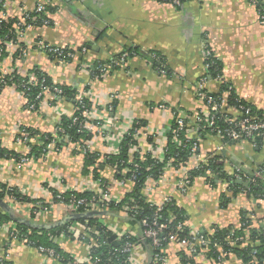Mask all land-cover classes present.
I'll list each match as a JSON object with an SVG mask.
<instances>
[{"label":"crops","instance_id":"obj_1","mask_svg":"<svg viewBox=\"0 0 264 264\" xmlns=\"http://www.w3.org/2000/svg\"><path fill=\"white\" fill-rule=\"evenodd\" d=\"M0 3L4 21L17 22L38 5L45 7L44 16L48 20L47 26H33L16 36L15 41L3 43L0 78L13 72L22 78L31 77L38 70L54 85L72 88L76 95L84 94L94 105L84 118L86 130L93 134L87 142L91 151L101 155L117 153L118 145L97 129L98 122L109 116L107 110L114 105L115 127L123 131L133 120H143L146 127L140 130L137 149L141 155L149 153L155 157L150 149L159 155L167 143L165 135L171 128L173 112L195 117L204 110L197 95V83L207 75L205 50H209L222 67V79L208 80L205 91L210 96L218 95L220 87L228 84L239 100L264 112V26L247 0H187L180 9L156 0H0ZM90 43L92 50L86 48ZM40 44L77 55L72 61L58 62L46 55ZM130 48L139 50V54L127 58L122 67L108 75L91 79L90 67L100 62L106 64ZM82 49L86 52L81 53ZM150 53L163 60L169 75L158 72ZM230 108L228 102L221 106L226 115L232 117ZM74 110L72 101H53L46 95L38 109L30 111L21 92L4 87L0 91V147L24 156L29 147L14 141L15 130L54 134L61 118H72ZM192 116L188 117V123ZM219 149L222 151L217 154ZM74 151H77L76 146L66 143L58 153L51 150L24 165L0 159V186L17 188L30 201L47 206L34 218L30 214V203L16 204L11 209L14 217L41 226L58 225L72 214L65 206L52 203L51 189L78 193L96 189L93 176L82 172V156ZM214 153L225 162V173L230 174L233 166L240 164L243 171L251 172L264 160V143L260 149H254L247 143L224 144L215 138L200 141L198 155L178 169L167 167L153 191L142 190V195L158 204L171 197L177 207L185 211L188 218L185 228L190 234L204 230L206 236H210L214 227L237 228L241 212L247 213L251 228L258 229L264 220L261 198L238 193L221 208V196L230 194L224 192L218 178L213 179L216 183L211 187L209 180L206 181L207 175L196 178L185 193L179 190V182L197 165L209 162ZM99 178L108 183L109 195L116 201L122 200L133 188L132 183L118 181L110 167H103ZM5 199L3 202L10 207V200ZM101 220L124 230L130 237L141 238L139 226L126 219L123 212ZM72 223L68 221L64 225ZM14 225L11 220L0 224V258L6 264H59L19 240H10ZM53 242L76 261L85 258L87 248L83 242L61 238H54ZM164 249L167 264H182L183 257L189 256V251L177 241L167 242ZM150 255L145 246L142 250L137 248L133 251L132 264H147ZM192 256L195 264H218L207 257L205 250L199 249ZM222 264L243 263L230 254L227 259L223 258ZM251 264L258 263L254 260Z\"/></svg>","mask_w":264,"mask_h":264},{"label":"trees","instance_id":"obj_2","mask_svg":"<svg viewBox=\"0 0 264 264\" xmlns=\"http://www.w3.org/2000/svg\"><path fill=\"white\" fill-rule=\"evenodd\" d=\"M159 3L163 4H170L173 0H156ZM256 2V9L259 10L264 14V0H254ZM187 2V0H183L180 2V6L176 7L177 9L182 8V6ZM2 3H0V12H4L1 6ZM33 15V14H32ZM17 23L16 20H0V41L1 43L4 42H12L15 41L16 38V31L13 28V24ZM41 25L40 22H38L37 25ZM3 47V46H1ZM4 49H2L1 54L3 55ZM123 53L128 54V58L137 56L139 54V50L135 48L126 49ZM19 56V51L17 53ZM120 55V54H119ZM118 55V56H119ZM117 56V57H118ZM116 57V58H117ZM150 59L153 60V65L156 67V69L163 70L165 72V75H169V71L167 72V68L164 67L163 60L156 55L155 53L149 54ZM52 58V57H51ZM115 59V58H114ZM106 64H109L107 62ZM209 67L207 70L206 78L209 80H221L222 79V67L218 60L215 58L212 60L207 61L206 63ZM98 65H105L103 63H96L94 66ZM116 70V69H114ZM34 78L41 82L43 81V86L49 87V88H59L63 92V99L72 101L74 104V107H77V104L74 102L76 97V92L74 89L65 87V86H58L54 85L51 80L44 75L43 73L39 72L38 70H35L33 73ZM91 79L92 78H98L99 75L97 73H91ZM1 79L3 82V87H13L18 92H21L23 96L28 100L29 103H32L35 105V108L38 106V101L36 100V97L41 93V85H31L29 84V77L22 78L18 76L16 73H11L6 76H2ZM27 83L29 85L28 87H25L27 91L22 89L20 86L21 84ZM2 87V88H3ZM230 88V85L223 84L220 87V93L218 95L211 96L213 98H217L220 96L222 92L229 91V98L227 100L228 106H245L252 109V111L256 113H262L258 112L252 107L248 106L246 103L242 102L238 99V97L235 95L234 91ZM85 90H87L85 88ZM210 96L209 94L207 97ZM203 106H204V112L209 111V107L207 106L206 100H202ZM91 101L88 99H85L83 101V105L85 106V109H90L91 107ZM114 105L112 106V111L114 113ZM83 110L78 109L74 111V114L72 118H66L63 117L60 120L59 125L57 126V130L54 134H43L40 135L38 132L22 129L25 132L29 134V136L33 139H36V142L33 144H28L30 148L29 157L34 159L42 158L47 153V146L50 145V143L54 144V149L57 151H61L63 146H65L66 143H70L74 146H81L84 143L90 142L93 138V134L87 130L79 131V124L84 122V117L82 116ZM179 112L175 111L173 112L174 119L171 122V128L169 132L166 133V139L167 143L164 148V153L162 160H158L154 158L151 154L146 153L144 155H141L137 143V138L139 137L140 130L146 127V124L143 120H133L130 125V129L128 131V134L124 137V139L120 142L118 145V151L116 154H110V155H101L97 152H90L87 151L83 155V167L82 172L85 175L91 174L93 176V179H99V171L100 167H110L115 171V178L118 181H127L129 178L136 174V178L133 182V188L130 191L129 194H127L122 200L118 201V203H111L108 207H105V211L108 212V216H116L119 215L121 212L125 214V218L128 220H131L133 223L137 224L139 226L141 220H147L148 222H152L154 219H156L159 223H168L169 218L172 216L170 222L167 224L168 229L164 232L163 237H166L169 235V233H174L175 228L178 224H181L182 233L178 234V239H183L185 237H188L189 231L187 228H185V221L188 219L186 216V213L181 208L177 207L174 200H171L170 203H168L166 206L162 208L159 212H157V207L151 203H147L146 198L142 195V190L145 184V181L147 178H153L158 179L161 177L163 171L166 169L168 160L173 159L174 163L171 165L172 167L178 169L181 166H184L189 158H191L194 155H198V151L192 152L191 148L196 145L198 147L200 141H204L206 139L207 135H211V128H208V119L209 117H205L202 112H198V117L202 118V122L195 125L192 128H186L184 126L183 131H181L177 137L176 140H174V131L177 128V116H179ZM192 115L184 116V122L185 125L188 123V117H191ZM194 117V116H192ZM225 117H229L228 115H217V118L215 120V126L219 129H225V125L223 124L222 120ZM73 118L78 119L77 124H73L72 120ZM206 119V120H205ZM191 122V120H190ZM100 124V122H98ZM60 129V131H58ZM191 130H194L197 133L196 138H192L190 135ZM148 141L150 142L151 139L148 138ZM76 154L77 151H74ZM79 154V153H78ZM215 159H219L217 156H214ZM20 158V155L5 150L0 147V159L3 160H13L18 161ZM132 162H129V161ZM221 167L218 165L213 164L212 161L207 162L205 166H201L199 170H193L188 173L189 180H190V186L192 185V182L199 177H204L206 171H210L212 174L216 175L219 179H223L227 177V173L224 174V172L221 171ZM205 178V177H204ZM209 180V184L211 187L215 185V181L213 179L206 178V181ZM103 181V180H102ZM105 184L108 185L106 181H103ZM241 187L237 185H233L232 187V195L230 197H226L223 193V195L220 198V207L224 208L227 206V204L230 203V198L235 196L236 194L240 193ZM246 193L248 196L253 197L254 199H260L262 195L264 194V184L261 181H258L254 185H250L248 190H246ZM72 194V195H71ZM53 197L57 195L56 191H52ZM14 197L16 199L17 203H35L34 201H30V199L27 196L21 195L18 193V189L14 188L11 192L7 190L6 186H0V201H4L6 197ZM69 196H74L77 199L80 198H87L91 199L92 197H96V194L94 193H78V192H71L67 193L64 198L65 201L69 199ZM55 200V199H54ZM56 201V200H55ZM124 207V209H123ZM104 211V212H105ZM3 211H0V224H4L7 222H10V218L6 213H2ZM13 212V211H12ZM13 216L14 213H13ZM104 217V216H103ZM17 218V217H15ZM102 218V217H101ZM99 217H90L88 219H80L75 221L76 224H82L84 222L88 223V226L96 227L100 234V238L98 242L105 241L107 245H101L100 247L91 249V259L95 260L96 264H126L124 262V256L120 255L121 251V245L113 246L111 244H108V239L111 236V233L108 232L105 228H100V225L98 224ZM263 224L258 226V229H252L251 225L252 222L247 217L246 212H241L240 214V225L237 228H226V229H219L214 227L213 234L210 236H207L209 240V246L207 250V257L209 259H212L215 262H218L221 253L219 252V248L224 250V258L227 259V257L230 254H233L237 256L243 264H251L252 261H256L258 264H263L264 262V220H262ZM70 224V223H69ZM69 224H66L64 226L55 228V229H30L29 226L21 223H16L15 229H16V240L23 241L24 239L27 241L29 245L32 247H43L52 250L55 252L58 259L59 264H76L74 262V259L64 253L59 246L53 242V239L57 236H59L62 232L65 234L67 233V227ZM13 233V232H11ZM10 233V234H11ZM22 236V237H21ZM68 240H72V235L68 234ZM91 238H93L91 235H89ZM242 238V241H235L236 238ZM10 240H13L12 237H9ZM127 242L130 243H141L143 246H145L144 242L140 241V238L137 237H128L124 238ZM168 240V239H167ZM167 240L164 241L163 245L164 247L167 245ZM229 241V242H228ZM247 241V243H245ZM83 243H90V239L88 237H84L82 239ZM234 242V246L231 245ZM245 243V244H244ZM26 244V242H25ZM30 246V247H31ZM146 246L149 249V252L151 254V257L154 255V252L152 248L150 247L149 243L146 241ZM252 252H255L253 255ZM182 264H195L194 257H183ZM78 264V263H77ZM82 264V263H79Z\"/></svg>","mask_w":264,"mask_h":264},{"label":"built area","instance_id":"obj_3","mask_svg":"<svg viewBox=\"0 0 264 264\" xmlns=\"http://www.w3.org/2000/svg\"><path fill=\"white\" fill-rule=\"evenodd\" d=\"M183 0H173L169 5L174 6L175 8L180 6V2ZM255 9H256V2L254 0H247ZM159 3V2H158ZM257 15L259 18V23L264 26V14L257 10ZM1 13V12H0ZM33 14V15H32ZM45 7L43 5H38L35 10L32 13H27L25 14L20 20L17 21V23L14 26V29L16 31V36L21 35L26 29H29L35 25L38 24V22L41 23V25L47 26L48 25V20L45 18ZM4 15L1 13L0 20H3ZM3 43L0 41V53L2 52ZM40 49L48 56L54 58L58 62H67V61H72L75 59L76 55L73 52L61 49L59 47H54L50 45H39ZM86 49H82L81 53H85ZM204 60L205 63L209 60L214 59L212 53L209 50H205V55H204ZM128 58V54L126 53H121L117 58L112 59L109 64L105 65H98L94 66L93 68H89V73H97L99 77H104L111 73L114 69H117L119 67H122L126 60ZM205 65V71L207 72L208 70V65ZM160 74L164 75L165 72L163 70L158 71ZM29 84L31 85H41V93L36 97V100L38 101V106L35 108V105L32 103H29L28 100L25 98L26 101V106L27 109L30 111H36L38 107L40 106V103L44 99L46 95L51 97L53 101H60L63 99V92L59 88H49L43 86V81L38 82L34 76L29 77ZM209 79L205 77L201 78L200 81L197 83V95L199 99L201 100H206L207 106L209 107L208 112L201 111L205 117H209L208 119V128H211L210 131L212 132L211 135H207L206 139L208 138H215L220 141H223L224 144H238V145H243L245 143L250 144L252 148L254 149H260L261 146L264 143V112L262 113H256L252 111L249 107L245 106H239L236 107L234 105L230 106V111L233 113L232 117H225L223 118L222 122L226 126L225 129H219L215 126V120L217 118V115H226L228 114L226 111H223L221 109L222 105H225L227 102V99L229 98L230 94L229 91H225L221 93V95L217 98H213L211 96H208V93L205 91V85L208 82ZM3 80L0 78V91L4 88L3 87ZM27 83L21 84V88L27 91L25 87H28ZM3 87V88H2ZM232 87L230 86V88ZM23 95V94H22ZM85 99H88L84 94H77L75 97L74 102L77 104V107L75 108L74 111L81 109L83 110V117L87 118L89 116L90 112L94 108L93 103L91 104L90 109H85V106L83 105V101ZM89 100V99H88ZM107 113L109 116L104 117L103 120L100 121V124H97V129L103 134V136L107 137L108 140L114 141L115 144L119 145L120 142L124 139V137L128 134V131L130 129V126L128 129H125L123 131H119L115 127V120L113 117V111L112 107H109L107 110ZM206 120V119H205ZM203 120L202 118L198 117V115H195L194 118L191 119V122L187 123L185 125L184 118L183 116H177V128L173 132L175 137L174 140H176L177 135L183 131L184 126L187 128H192L195 125L201 123ZM73 124L78 123L77 118H73L72 120ZM79 124V131L81 132L82 130H86V124L85 122L83 123H78ZM57 130V129H56ZM60 131V129H58ZM191 137L193 138V135H196L197 133L194 130H191L190 132ZM13 139L15 142L19 144H23L27 147H29L28 144L30 143H35L36 139H33L29 136L27 132L21 129H17L14 131V136ZM150 148L152 146L149 145ZM149 148V149H150ZM77 152L79 153L80 156H82L87 152L90 151V145L88 143H84L81 146H76ZM47 153L51 150H54V144L50 143V145L47 146ZM192 152L198 151V147L194 145L191 148ZM118 151V150H117ZM222 149H219L217 154L221 152ZM151 153H154L156 159L162 160L164 149L162 152L158 155L155 153L154 149L151 150ZM30 153V148L27 151V154L24 156L20 155V158L17 163L18 165H24L30 161L29 157ZM47 153L45 155H47ZM44 155V156H45ZM157 155V156H156ZM214 156H217L216 153L211 155L209 158H211L210 161L213 162V164L218 165L221 167V171L224 172L225 174V162L219 158L215 159ZM218 157V156H217ZM208 158V159H209ZM129 162H132L131 160ZM174 163L173 159L168 160L167 167H172L171 165ZM207 162L205 161L204 163H201L195 167V170H199L201 166H205ZM166 167V168H167ZM182 167V166H181ZM180 168V167H179ZM165 171V170H164ZM163 171V172H164ZM209 177L210 179H215L218 178L216 175L210 173V171H206L205 176ZM226 175V174H225ZM163 176V173L161 177ZM153 179V178H147L143 187V190L146 193H151L153 191V188L155 185H157L158 181L161 179ZM136 178V174L132 175L129 180L127 181H120L121 183H132L134 182ZM221 185L224 188V192L230 195H227L230 197L232 195V187L233 185H237L236 183H246L247 187H244L243 185H237L241 187L240 193H246V190H248L250 185L256 184L258 181H262L264 184V160L262 161L261 165L253 169V171L248 172V171H243L242 166L240 165H235L232 168V171L230 174L227 175L226 178L219 179ZM94 184L96 186V189H89L85 190L83 193L88 192V193H94L96 194V197H92L91 199L87 198H80L77 199L74 196H69V199L65 201L64 196L67 193L71 192H76V191H71V190H61V191H56L51 189L50 196H51V201L52 203H57L65 206L70 214H82V213H99V212H104L105 207H108L111 203H118V201L113 200L111 196L109 195L108 192V185L105 184L100 178L99 179H94ZM190 186V180L189 176L187 175L185 178H183L178 185L179 190L181 193H185ZM14 188H7L10 192ZM52 191H56L57 195L53 197ZM19 194H22L20 191H18ZM72 195V194H71ZM25 196V195H24ZM10 200L11 206L10 208L12 209L13 207L16 206V204H26V203H17L16 199L14 197H7ZM56 201H55V200ZM262 200H264V194L261 197ZM6 200V199H5ZM147 200V198H146ZM173 200L171 197H166L164 198L159 204L158 203H153L150 200H147V203H151L157 207V212L162 210L164 206H166L168 203ZM30 214L35 218V216L38 215V211L40 209H45L47 208L46 204H43L41 202H35V203H30ZM124 209V207H123ZM40 212V211H39ZM172 216L169 218V222L171 220ZM168 222V223H169ZM168 223H159L156 219H154L152 222H148L147 220H141L139 224V228L141 230V242H148L150 247L152 248L154 255L151 257V262L150 264H167V259L165 256V247L163 245L164 241L167 240L169 241H177L178 245L182 248H186L189 251V257L191 255H195L198 253V250H205L207 251L208 246H209V240L206 235H200L198 233L196 234H188V237H185L183 239H178V234L182 233V225L178 224L175 228L174 233H169V235L166 237H163L164 232L168 229L167 224ZM98 224L100 225V228H105L108 232L111 233V236H114V241L113 243L116 244V246L121 245V251L120 255L124 256V262L126 264H132V255L133 251L135 249H140L144 247L143 244L139 243H130L124 240V238H128L130 236L127 235V232L124 230H118L113 226H109L105 224L104 221L101 220V217H99ZM16 229L15 225L13 226L12 232L10 236L12 237L13 240H16ZM67 233L69 235H72V240L73 241H79L82 242V239L84 237H88L90 239V243H84L87 248V253L85 255V258L82 261H76L74 258V262L77 264L82 263V264H96L97 262L93 259H91L90 256V251L93 248L100 247L101 245H107L105 241H100V234L96 227H91L88 226L87 222H84L82 224H76L75 221L67 227ZM68 234H65L62 232L59 236L55 238H61V239H68ZM89 235H91L93 238H91ZM110 236V237H111ZM22 237V236H21ZM109 237V238H110ZM235 241H242V238L238 237L235 239ZM25 243L27 246H31L27 243V241L24 239L23 241H20ZM229 242V241H228ZM108 244H112V242H109L108 239ZM232 243V242H231ZM231 245H235L234 242ZM32 247V246H31ZM37 249L40 253L46 255L47 257L52 258L53 260L57 261L58 257L56 256L55 252H53L50 249L43 248V247H33ZM219 252L221 253V256L218 260V264L223 263V258H224V250L219 248ZM254 255L255 252H252ZM58 262V261H57ZM0 264H6L3 259L0 258Z\"/></svg>","mask_w":264,"mask_h":264},{"label":"water","instance_id":"obj_4","mask_svg":"<svg viewBox=\"0 0 264 264\" xmlns=\"http://www.w3.org/2000/svg\"><path fill=\"white\" fill-rule=\"evenodd\" d=\"M93 45L90 43L88 45V47H86L87 49L89 50H92L94 47H92ZM103 169V166L100 167V170ZM237 185H243L244 187H247V184L244 183H236ZM0 210L3 211L4 213H6L8 215V217L10 218V220L13 222V223H21V224H25L27 226L30 227V229H34V230H38V229H52V228H57V227H61L63 226L66 222L68 221H71V222H74V221H77V220H80V219H88V218H92V217H103V216H108V212H99V213H82V214H73L71 216L68 217V219H65L63 220L61 223H59L58 225H55V226H41V225H38V224H34V223H31L29 221H26V220H22V219H18V218H15L13 216V212L11 210V208L6 204L4 203L3 201H0ZM199 234L200 235H206L205 231L204 230H201L199 231ZM114 236H111L109 238V242H112L113 246H116L115 243H113L114 241ZM145 244V247L147 248L146 246V242H144ZM148 249V248H147ZM151 262V255L149 256V259H148V262L147 264H150Z\"/></svg>","mask_w":264,"mask_h":264}]
</instances>
